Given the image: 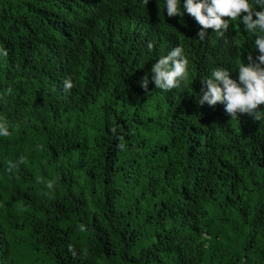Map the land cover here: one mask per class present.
<instances>
[{"label": "trees", "instance_id": "obj_1", "mask_svg": "<svg viewBox=\"0 0 264 264\" xmlns=\"http://www.w3.org/2000/svg\"><path fill=\"white\" fill-rule=\"evenodd\" d=\"M200 27L164 0H0V264H264V122L198 103L254 36Z\"/></svg>", "mask_w": 264, "mask_h": 264}, {"label": "clouds", "instance_id": "obj_2", "mask_svg": "<svg viewBox=\"0 0 264 264\" xmlns=\"http://www.w3.org/2000/svg\"><path fill=\"white\" fill-rule=\"evenodd\" d=\"M165 8L168 17L190 14L201 26L198 32L200 39L208 35V29L224 36L234 21H238L246 33L254 36V48L258 54L249 52L248 62L239 63L235 79L224 67L214 68L209 76L201 78L204 88L198 103L209 106L220 103L232 118L238 119L241 114H248L255 121L264 122V108L260 107L264 105V0H164ZM0 55H7L6 50L0 48ZM189 66L190 60L184 48L176 46L153 64L151 81L157 89L165 92L181 88L190 78ZM149 83L146 74L140 85L147 90ZM63 84L65 90L73 87L70 78L65 79ZM9 134L7 123L0 121V136ZM9 165L10 169L17 166L11 161ZM47 187L52 189L53 182L49 181ZM80 227L84 231V225Z\"/></svg>", "mask_w": 264, "mask_h": 264}, {"label": "bare ground", "instance_id": "obj_3", "mask_svg": "<svg viewBox=\"0 0 264 264\" xmlns=\"http://www.w3.org/2000/svg\"><path fill=\"white\" fill-rule=\"evenodd\" d=\"M59 97V96H58ZM65 102V101H64Z\"/></svg>", "mask_w": 264, "mask_h": 264}]
</instances>
